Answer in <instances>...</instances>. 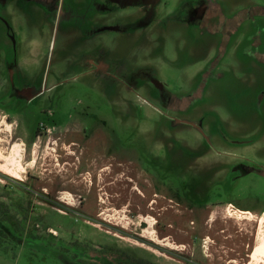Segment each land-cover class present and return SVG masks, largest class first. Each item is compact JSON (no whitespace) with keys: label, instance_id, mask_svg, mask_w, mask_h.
<instances>
[{"label":"rangeland","instance_id":"rangeland-1","mask_svg":"<svg viewBox=\"0 0 264 264\" xmlns=\"http://www.w3.org/2000/svg\"><path fill=\"white\" fill-rule=\"evenodd\" d=\"M177 1H163L160 19ZM253 1L223 0L227 12L205 0V9L212 2L223 21ZM74 9L66 2L60 19L18 18L20 48L0 29V75L6 60H20L19 85L63 82L30 105L0 111V202L23 230L4 227L11 243L0 264H116L104 256L108 248L152 264H256L253 249L264 239V65L252 55L263 53L264 62V15L259 29L234 35L225 54L227 35L217 53L221 36L190 25L186 8L176 12L180 24L168 19L145 36L137 31L142 13L125 8L123 31L96 41L110 60L157 69L152 83L164 88L163 101L152 104L146 86L107 100L93 78H75L74 63L100 43L81 46L74 30L83 19L64 15ZM171 98L187 113L154 111Z\"/></svg>","mask_w":264,"mask_h":264},{"label":"flooded vegetation","instance_id":"flooded-vegetation-1","mask_svg":"<svg viewBox=\"0 0 264 264\" xmlns=\"http://www.w3.org/2000/svg\"><path fill=\"white\" fill-rule=\"evenodd\" d=\"M163 1L164 0H0V29L4 33L7 31L8 36L11 38L10 43L16 48H20L23 46L22 40L20 41L17 36V32L15 33V30L13 28V23L17 22L16 20L18 18H28L33 22H36L43 17L52 20L60 19L63 5L67 2L70 3V6H75V9L71 12H64V15L71 14L68 16V18H73V15L76 18L83 19L81 29H75L74 31L77 33V36L75 38H78V42L81 44V46H83L84 49H86L89 38L92 37V35H95V32L97 30L93 29V27L98 28L97 23L94 22L97 19H101L102 32H115L119 34L123 31L118 22L120 13L125 10V8H130V10L134 11V13H139L140 11V13H142L143 15V19L138 26L145 28L138 29L137 31L142 32L141 36H145V31H148V29L152 30L150 27H159L168 19H170V21L174 22L175 24H180L176 23L174 20L177 19V10L182 7L187 9V18H189L190 25L205 29L204 31L209 35L221 36L217 53H220V46L222 45V42H224V36L227 35L228 42L225 45L226 54L232 37L243 30L244 26H253V24H255V22L257 21V16L262 18L259 23L263 21V14L253 16V13H256V10L253 11V8L264 10V8L262 7L263 5H259L255 2H258V0H255L248 5L237 9L231 15L227 14V18H223V21H221V15H219L218 10H211L212 2L208 3L205 9V0H178L176 2V11L160 19V14L165 10L167 6L166 3H163ZM216 1L218 5L220 4L218 6L219 9L221 5H223L222 8L228 12V9L223 3V0ZM261 1L263 0H260V2ZM66 7H68L67 4ZM210 12H213L211 16ZM195 16L196 21H193V18ZM215 18L217 19L216 24L212 22ZM107 22L113 23L107 24ZM229 24H234V27L230 30V32H226ZM255 25L258 27L257 29L260 28L259 25ZM259 56L262 57L263 53L257 52L252 55V57L259 64L263 65V61L261 62ZM98 58L99 56H95V54H86L85 56L80 57L78 61H81L79 63H77L78 61L75 62L74 66L72 67L73 70L78 71V74H76L75 78H81L84 75H90L91 77L102 81L104 84H106V91H104V96L107 98V100L120 94L121 90H125L128 93L133 94V92H139L137 90H140L146 86L143 89H146V98L152 104L163 101V98L160 95V91L164 88L161 87L160 84L152 83V80L160 79L156 68L139 66L132 69V67H134L135 65L132 64V67H130V65H123L122 62L110 60L107 55L101 62L100 60H98ZM5 62L9 68L8 73L5 76L0 75V111L3 113H5L4 106L11 111L12 104H16L17 102L22 105H30L33 100L42 97L44 94H47L48 91L55 89V87L63 83L62 81H60L58 84L46 86L42 81L40 84L33 82H23V85H19L18 83H16V79L17 77H20L19 70H17L20 66V60L16 63H12L11 60H6ZM182 98H188V96L186 94H182L181 97L179 96V100H181ZM173 100L171 98L169 106H166V108L164 109L154 107V111L160 114H163L164 111L173 113L175 115L187 113L186 109L184 110L172 106L171 102H173ZM138 111L140 110L138 109ZM7 115L10 116L9 114ZM170 124L171 126H173V123L170 122ZM208 142H211L210 139ZM210 145L212 149L216 148L214 146V143H210ZM165 150L164 152L166 153ZM164 159H166V156L164 157Z\"/></svg>","mask_w":264,"mask_h":264},{"label":"trees","instance_id":"trees-1","mask_svg":"<svg viewBox=\"0 0 264 264\" xmlns=\"http://www.w3.org/2000/svg\"><path fill=\"white\" fill-rule=\"evenodd\" d=\"M259 59H261L262 62V57H259ZM4 227L11 229L15 234H22L23 232L19 220H17V218L10 213L6 204L0 202V252H5L7 250V246L11 243V239ZM103 254L107 259H110L111 262L116 264H152L145 260H136L126 254L120 256L118 255L119 252H115L113 249L109 248L103 252ZM84 263L88 264L87 262Z\"/></svg>","mask_w":264,"mask_h":264},{"label":"crops","instance_id":"crops-1","mask_svg":"<svg viewBox=\"0 0 264 264\" xmlns=\"http://www.w3.org/2000/svg\"><path fill=\"white\" fill-rule=\"evenodd\" d=\"M257 4H259V5H263L264 6V0L263 1H261L260 2V0H258V2L257 1H255ZM100 22H98V21ZM97 20H95L94 22H96L97 23V26H98V28H94L95 30H96V32H95V35H93V38L92 37H90L89 38V41H88V44H87V47L89 46V43L90 42H94V41H96L100 36H104V32H102V29H101V19H97ZM100 26V27H99ZM96 42H98V43H100V45H99V47H97V48H95V49H93V51H88L87 50V54H95V56H99V58H98V60H100V62L101 61H103V58L107 55L106 53H104V52H102V51H107L106 50V47H101L100 48V46L102 45V43H101V41H96ZM86 47V48H87ZM104 56V57H103ZM79 60V59H78ZM77 60V61H78ZM88 60H90V59H88ZM76 61V62H77ZM81 61V60H80ZM80 61H78L77 63H79ZM88 62V61H87ZM89 68V67H88ZM93 78L94 79V81L96 82V84L100 87V88H103L105 91H106V84H104L102 81H100L99 79H96V78H94V77H91L90 75H88V76H82V80H84L85 82L87 81V78ZM97 85H96V87H97ZM124 91V93L127 95V96H129L130 94H132V93H128L127 91H125V90H121V92H123ZM101 94H102V96L104 95V93H102V92H100ZM124 94V95H125ZM119 95V94H118ZM117 96V95H116ZM116 96H114V97H116ZM106 98V97H105ZM31 99V98H30ZM107 99V98H106ZM114 99H117V101H118V99H119V97H117V98H114ZM137 112H138V110H137Z\"/></svg>","mask_w":264,"mask_h":264},{"label":"bare ground","instance_id":"bare-ground-1","mask_svg":"<svg viewBox=\"0 0 264 264\" xmlns=\"http://www.w3.org/2000/svg\"><path fill=\"white\" fill-rule=\"evenodd\" d=\"M251 260L255 262L256 264L260 262L261 260H263L261 262H263L264 264V239L263 238L258 239V243L253 250Z\"/></svg>","mask_w":264,"mask_h":264}]
</instances>
